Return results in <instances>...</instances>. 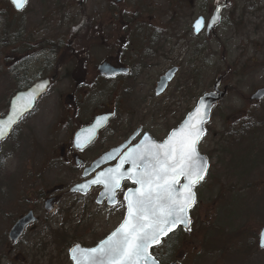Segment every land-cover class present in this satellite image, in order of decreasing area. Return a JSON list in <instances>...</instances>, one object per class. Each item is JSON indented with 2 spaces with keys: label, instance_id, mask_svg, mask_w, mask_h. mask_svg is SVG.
<instances>
[{
  "label": "rangeland",
  "instance_id": "374dc122",
  "mask_svg": "<svg viewBox=\"0 0 264 264\" xmlns=\"http://www.w3.org/2000/svg\"><path fill=\"white\" fill-rule=\"evenodd\" d=\"M61 5L62 0H28L21 12L25 31L21 29L20 39H25V32L31 31L33 21L44 12L68 11L60 9ZM237 7L234 18L238 21L243 14V22L240 20L239 32L236 29L227 31L230 45L225 53L223 19L217 39L212 38L207 47L204 65L195 62L193 66L194 78L181 83V76L187 75L188 70L183 67L162 97L156 98L147 91L136 95L138 98L132 102L135 103L134 110L122 107L110 130L104 132L94 146L113 147L127 139L134 129L127 131L121 126L124 122L131 123L133 128L141 122L143 132L160 142L184 120L197 99L212 89L217 78H221L219 89L230 86L233 94H228L212 111L205 127L206 135L198 147L199 153L208 161V173L195 188L196 203L189 213L191 228L173 235L153 252L161 263L264 264V250L258 248V236L264 228V100H251L256 90L264 88V0H241ZM7 8H10L8 1L0 0L4 21L2 11L9 12ZM71 11L77 9L72 6ZM36 23L37 20L34 25ZM20 44L24 47L19 54L7 48L6 55L23 59V64H28L31 62L30 51L25 43ZM30 76L19 79L17 84L3 80L0 84V116L14 86L16 88L25 81H29L30 86L36 83ZM66 86L62 84V95L67 93ZM177 86L178 91L172 95ZM60 90V85L54 84L40 96L33 112L18 125L8 142L0 145V204L17 205L4 209L0 218V264H70V248L96 245L123 219L122 191L117 194V205L112 211L105 209L107 205L103 208L95 205V192L87 197L68 194L49 216L40 211L39 217L47 216L48 222L40 223L35 232L25 228L17 245L11 246L5 238L11 227L8 220L25 208L18 205L14 197L17 193L31 192L27 189L35 182L28 175L33 164L38 166L46 156V153L38 152L50 141V131L45 125L52 120ZM106 95L107 88H99L97 96L103 100ZM17 141H21L19 154L10 156ZM38 143H41L39 149L36 148ZM49 182L47 179L46 183ZM234 233L238 236L235 247L239 254L236 255L232 254L234 247L224 242L225 237Z\"/></svg>",
  "mask_w": 264,
  "mask_h": 264
},
{
  "label": "flooded vegetation",
  "instance_id": "af4514ba",
  "mask_svg": "<svg viewBox=\"0 0 264 264\" xmlns=\"http://www.w3.org/2000/svg\"><path fill=\"white\" fill-rule=\"evenodd\" d=\"M239 1L241 0H91L89 3L88 0H79L75 3L74 0V4L72 0H62L60 9L68 11L44 12L36 18V25V20L33 21L31 31L25 32L24 40L20 39L21 29L24 30L21 11L16 12L8 2L9 12L2 11L5 21L0 12V84L3 80L17 84L19 79L32 74L30 79L34 82L48 80V90L54 84L61 87L57 108H54L51 115L52 120L45 125L50 131V141L45 144V148H42L41 143L36 145L37 149L41 146L38 153H46V156L38 166L33 164V170L28 175L35 184L27 189L31 190L29 194L17 193L14 197L18 205L25 208L8 220L11 227L5 238L11 246L17 245L25 232L24 230L15 244L8 240L11 228L18 221L29 215L32 221L26 228L35 232L40 223L48 222L47 216L55 212L57 204L62 202L65 195L87 197L95 192V205L100 208L107 205V211L113 210L117 204L108 208V200L100 199V186H92L86 194L73 189L94 178L96 173L114 167L119 156L128 147L137 144L146 133L143 132L141 122L134 128L131 123L124 122L121 126L127 131L134 129L127 139L113 147L94 146L103 133L110 130L116 113L122 107L125 109L128 106L134 110L135 103L132 102L138 98L136 95H143L147 91L156 98L162 97L170 90V85L175 82L183 67L188 70L187 75L181 76V83L194 78L193 66L195 62L204 65L207 47L212 38L217 39L223 19L225 53L227 45H230L226 37L227 31L236 29L239 32L242 24L240 20L243 22V14H240L238 21L234 18ZM72 6L77 9L76 12L71 11ZM217 9L218 22L210 28L211 18ZM199 18H203L205 26L199 33H194L193 24ZM19 26L21 28L18 30ZM19 41L25 43L30 51L31 62L28 64H23V59L6 55L7 48H12L11 51L19 54L24 47ZM164 64L166 66L163 68ZM169 72H173L171 80L165 90L157 94L158 84ZM225 73L224 84L227 79ZM62 84L67 85L66 95H62ZM29 87V81L16 88L14 86L5 103V111H1L3 113L0 119L6 116L11 98ZM101 87L107 88V95L103 100L97 96ZM224 88L226 95L233 94L230 86L224 85ZM178 89L177 86L172 95ZM33 110L19 120L14 130ZM240 114L244 115V112ZM105 117L107 119L94 139L83 149L78 148L75 143L76 133L91 128L94 122ZM12 133L13 131L1 144L8 142L7 139L13 136ZM20 143L21 141H17L9 153L10 156L19 154ZM120 147L124 148L114 155L112 161L92 168L94 163ZM47 179L50 180L49 183H46ZM128 188L134 186L124 182L117 194L122 191L124 195ZM98 199L102 202L98 203ZM77 200L80 201L79 198ZM16 206L0 204V218L3 217L4 209ZM40 211L47 216L41 219ZM172 236L166 238L162 244ZM68 260L70 262L69 254Z\"/></svg>",
  "mask_w": 264,
  "mask_h": 264
},
{
  "label": "snow or ice",
  "instance_id": "6c2138e0",
  "mask_svg": "<svg viewBox=\"0 0 264 264\" xmlns=\"http://www.w3.org/2000/svg\"><path fill=\"white\" fill-rule=\"evenodd\" d=\"M11 3L17 11L22 12L28 0H11ZM216 18L214 16L213 20ZM204 26L203 18L197 19L193 32L199 33ZM44 87L41 84L30 92L22 106L11 105L9 115L0 119V141L14 131V126L32 107L35 93ZM207 117L205 105L198 102L162 143L145 134L138 144L128 147L119 156L115 167L96 173L94 178L73 189L86 194L92 186H100V196L115 206L117 192L122 189L124 181L136 186L124 191L123 206L126 211L120 225L96 247L84 249L76 245L70 249L73 264H157L150 249L159 245L161 238L178 226L183 225L187 229L191 223L188 213L196 202L194 189L207 172V161L198 151V144L205 134L203 125ZM106 119H98L86 134L78 135L76 146L83 149L90 143L96 129ZM114 152L119 154L120 150ZM113 158L112 154H107L101 159ZM125 165L130 167L125 170ZM97 202L102 201L98 199ZM259 246L264 248V230L259 234Z\"/></svg>",
  "mask_w": 264,
  "mask_h": 264
},
{
  "label": "water",
  "instance_id": "95a60500",
  "mask_svg": "<svg viewBox=\"0 0 264 264\" xmlns=\"http://www.w3.org/2000/svg\"><path fill=\"white\" fill-rule=\"evenodd\" d=\"M10 3H11V0H8ZM12 4V3H11ZM13 6V5H12ZM14 7V6H13ZM15 9V8H14ZM16 10V9H15ZM17 11V10H16ZM218 14H219V11L217 12V10L215 11V13H214V15H213V17L215 16V17H217L216 19H215V21L213 20V17L211 18V21H210V28H213V26H214V24H216L217 22H218ZM172 74H173V72H169L168 74H166V76L161 80V82L158 84V87H157V94H161L164 90H165V88H166V86H167V84L169 83V81L171 80V78H172ZM220 80H221V78L219 77V78H217V80L215 81V84L213 85V88H212V91L211 92H209V93H206V94H204L203 96H201L198 100H197V103L198 102H202L204 105H205V110L207 111V113H208V117H207V122L209 121V118H210V113H211V110H212V108L214 107V106H216L224 97H225V95H226V88H224L223 90H220L218 87H219V85H220ZM41 84H43L45 87H44V89L42 90V91H40V92H36L35 93V100H34V102H33V104H32V107L29 109V110H27L26 112H25V114H27V113H29L33 108H34V106H35V103H36V101L40 98V96H42L44 93H46V91H47V89H48V87H49V81L48 80H44V81H38V82H36V83H34L32 86H30L28 89H26L25 91H21V92H18V93H16L15 95H14V97L13 98H11V100H10V102H9V109H8V112H7V114H6V116L4 117V118H6L8 115H9V111H10V107H11V105L12 104H17V105H20V106H22L23 104H25L26 102H27V100H26V97L28 96V94L30 93V92H33L35 89H37V87L39 86V85H41ZM262 99H264V88H261V89H259V90H257L252 96H251V100H253V101H261ZM197 103H196V105H195V107L197 106ZM194 107V108H195ZM193 108V109H194ZM192 109V110H193ZM191 110V111H192ZM190 111V112H191ZM24 114V115H25ZM23 115V116H24ZM187 116V115H186ZM186 118V117H185ZM184 118V119H185ZM1 119H3V118H1ZM183 122V121H182ZM181 122V123H182ZM206 122V123H207ZM95 123L96 122H94L93 123V126L91 127V128H93L94 126H95ZM180 123V124H181ZM205 123V124H206ZM104 124V123H103ZM103 124L99 127V128H97L96 129V131H95V135L93 136V138H92V140L94 139V137L96 136V134L98 133V131L102 128V126H103ZM180 124L177 126V127H179L180 126ZM204 124V125H205ZM204 125H203V127H204ZM176 127V128H177ZM88 129H90V128H88ZM88 129H85V130H82V131H79V132H77L76 133V135H75V143H76V137L78 136V135H84V134H86V132H87V130ZM172 131V130H171ZM170 131V132H171ZM169 132V133H170ZM10 134V133H9ZM9 134H8V136H9ZM148 135V134H147ZM7 136V137H8ZM144 136V135H143ZM142 136V137H143ZM168 136V135H167ZM167 136H166V138H167ZM165 138V139H166ZM142 139V138H141ZM140 139V140H141ZM152 139V138H151ZM164 139V140H165ZM153 140V139H152ZM163 140V141H164ZM202 140V139H201ZM155 141V140H154ZM163 141H161V142H158V143H162ZM2 141H0V143H1ZM140 142V141H139ZM138 142V143H139ZM137 143V144H138ZM124 147H120V148H118V149H116V150H122ZM108 154H112L113 155V157H114V155H116L117 153L116 152H114V150L113 151H111L110 153H108ZM107 155V154H106ZM105 155V156H106ZM104 156V157H105ZM204 160H206V158L204 157V156H202V155H200ZM113 159H108V160H102V159H100V160H98L96 163H94L93 165H92V168H95L96 166L97 167H100V166H102V165H105L106 163H108V162H110V161H112ZM119 161V160H118ZM207 161V160H206ZM115 167V166H114ZM128 167H130V165H125V170L128 168ZM91 168V170H90V172H92V169ZM207 168H208V162H207ZM124 182H128L129 184H131V185H133L130 181H124ZM123 182V183H124ZM181 182H183V181H181ZM122 183V184H123ZM134 186V188L136 187L135 185H133ZM100 199L101 200H104V199H106V198H104V197H101L100 196ZM123 200H124V197H123ZM108 205L109 206H113L112 204H110L109 203V201H108ZM116 205V204H115ZM194 206V205H193ZM125 211H126V209H125ZM188 216H189V213H188ZM31 218H30V216L28 215L27 217H25V218H23L22 220H20V221H18L12 228H11V230H10V232H9V235H8V240L12 243V244H15L19 239H20V237L22 236V234H23V232H24V230H25V228H26V226H28L29 224H31ZM120 225V224H119ZM190 226H191V223H190V225H189V227L186 229L183 225H180V226H178L173 232H170L167 236H164V237H162L161 238V242L163 241V240H165L167 237H169L170 235H172V234H174L177 230H182V231H184V232H187L188 230H189V228H190ZM262 230H264V228L262 229ZM261 232V231H260ZM260 234V233H259ZM161 244V243H160ZM159 244V245H160ZM98 245V244H97ZM96 245V246H97ZM159 245H154L151 249H150V252H152V250H154L155 248H157ZM95 246V247H96ZM75 247V246H74ZM74 247H72V248H74ZM81 247V246H80ZM258 247H259V249H261V250H264V248H261L260 246H259V237H258ZM71 248V249H72ZM82 248V247H81ZM85 249V248H84ZM68 254H69V252H68ZM69 259H70V261H71V263L73 264V261L71 260V258H70V256H69ZM157 261V260H156ZM157 264H160L158 261H157ZM168 264H177L176 262H171V263H168Z\"/></svg>",
  "mask_w": 264,
  "mask_h": 264
},
{
  "label": "trees",
  "instance_id": "16d2710c",
  "mask_svg": "<svg viewBox=\"0 0 264 264\" xmlns=\"http://www.w3.org/2000/svg\"><path fill=\"white\" fill-rule=\"evenodd\" d=\"M237 234L236 233H234L233 235H231V236H228V237H225V239H224V242L225 243H230L233 247H234V251H233V253L232 254H239V251L236 249V247L238 246V245H235V241L237 240ZM232 240H233V242H232ZM236 246V247H235ZM238 248H240V247H238Z\"/></svg>",
  "mask_w": 264,
  "mask_h": 264
}]
</instances>
